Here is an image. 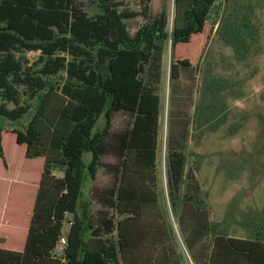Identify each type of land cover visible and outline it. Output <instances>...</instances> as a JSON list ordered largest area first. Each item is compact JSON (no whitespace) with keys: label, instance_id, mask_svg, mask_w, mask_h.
<instances>
[{"label":"trees","instance_id":"16d2710c","mask_svg":"<svg viewBox=\"0 0 264 264\" xmlns=\"http://www.w3.org/2000/svg\"><path fill=\"white\" fill-rule=\"evenodd\" d=\"M148 1L138 11L116 0H0V116L9 122L0 126V264H188L186 254L193 264H264V218L243 223L242 236L210 220L174 85L197 72L199 60L174 55L194 47L207 22L237 61L246 60L259 37L257 2L173 0L170 27L168 8L153 14ZM137 16L143 22L130 33L126 20ZM168 43L163 190L157 154ZM228 85L221 76L204 84L191 118L197 126L226 121ZM121 110L130 121L112 129ZM188 153L196 156L190 164ZM99 168L111 182L91 184L85 198L82 187Z\"/></svg>","mask_w":264,"mask_h":264},{"label":"rangeland","instance_id":"374dc122","mask_svg":"<svg viewBox=\"0 0 264 264\" xmlns=\"http://www.w3.org/2000/svg\"><path fill=\"white\" fill-rule=\"evenodd\" d=\"M116 1L119 9L128 8L138 11L145 3V0ZM243 1L257 2L254 20L259 30L258 41L253 45L245 61L240 62L234 58L231 47L222 42L215 32L216 25L212 26L210 22L205 25L194 47L188 46L184 53L174 55V58H188L200 62L193 78L182 75L174 84L178 96L176 114L182 116L188 123L192 133L187 151L196 152L199 156L200 167L196 170V177L208 195L210 220L218 222L228 234L236 236L245 235L243 223L264 218V0H216L215 2L216 6L221 3L223 7L227 5L234 7ZM148 6L153 14L163 6L167 7L171 27L173 0H149ZM216 12L217 9L214 7L210 14L211 21L218 20L219 13ZM142 22L141 16L126 20L129 32L133 33ZM27 55L34 58L36 53L28 52ZM170 61L168 43L163 55L162 109L157 154L158 181L163 190L166 185L165 156ZM219 76L229 84L222 92L226 121L217 127H212L209 122L197 126L195 119L192 121L191 118L195 115L201 90L211 77ZM115 113L112 129L124 128L129 123L130 116L123 110ZM103 121L104 117L101 115L93 131L99 129ZM8 123L3 116H0V126L8 128ZM6 142L9 145L8 138ZM90 157L89 152L83 154L85 162H88ZM187 158L190 164L196 156L188 153ZM104 160L114 159L107 156ZM111 179L110 174L99 168L96 178L93 181L87 180L83 185V196L89 198L91 184L103 187L109 185ZM164 202L163 205L177 233L176 224L168 210L167 200L165 199ZM64 225L66 228V223Z\"/></svg>","mask_w":264,"mask_h":264},{"label":"crops","instance_id":"0c3cea01","mask_svg":"<svg viewBox=\"0 0 264 264\" xmlns=\"http://www.w3.org/2000/svg\"><path fill=\"white\" fill-rule=\"evenodd\" d=\"M71 217H72L71 214H66V218H67L68 220L71 219ZM65 223H66V228L64 227L65 225L63 224V226H62V233H65V232L68 230V227H69V222H65ZM61 247H62V244L59 243V244L57 245L56 249H55L56 254H60ZM186 255L189 257L188 254H186ZM188 257H187V258H188ZM190 260H191V259H190ZM191 262H192V261H191ZM187 263L190 264L189 259L187 260ZM192 264H193V262H192Z\"/></svg>","mask_w":264,"mask_h":264},{"label":"built area","instance_id":"2783aa9c","mask_svg":"<svg viewBox=\"0 0 264 264\" xmlns=\"http://www.w3.org/2000/svg\"><path fill=\"white\" fill-rule=\"evenodd\" d=\"M64 243H65V237L64 236H61V238H60V244H64ZM188 259H189L190 264H192V262H191V260H190L189 257H188Z\"/></svg>","mask_w":264,"mask_h":264}]
</instances>
